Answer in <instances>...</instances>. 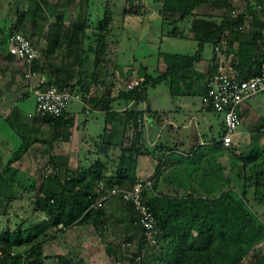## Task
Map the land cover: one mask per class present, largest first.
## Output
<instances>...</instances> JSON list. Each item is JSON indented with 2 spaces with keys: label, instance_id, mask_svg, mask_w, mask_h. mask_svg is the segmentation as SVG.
Listing matches in <instances>:
<instances>
[{
  "label": "trees",
  "instance_id": "obj_1",
  "mask_svg": "<svg viewBox=\"0 0 264 264\" xmlns=\"http://www.w3.org/2000/svg\"><path fill=\"white\" fill-rule=\"evenodd\" d=\"M160 2L162 16L164 18L173 17L171 21L176 22L178 19L189 17L203 0H160ZM122 9L123 15L126 16L140 14L145 7L143 0H124ZM26 12L23 10L19 13L18 22L10 27L9 35L14 32L27 35L22 31ZM178 14L180 17H174ZM230 14V10L228 13L225 11L220 22L210 15H194L191 27L203 34L199 44L203 45L208 41L216 46L228 40L227 50L230 52L232 38L237 35V27L242 22V15L232 18ZM109 19L110 17L106 15V19L100 22L96 38L98 46L94 49L93 70L89 81L80 77L73 82L69 69L56 68L55 73L43 83L38 84V87L56 86L68 89L79 93L83 102H88L96 108L99 102L95 103L98 101L97 98L89 94L92 85L106 84L107 79L114 76L113 72L110 73L108 70L102 72L100 67L104 65L103 42ZM75 23L77 24L74 25L73 35H77L82 26L78 21ZM226 29H229V36L225 34ZM172 33L174 34V31ZM64 43L71 47L73 44H78V40L73 37H66L63 40L56 39L57 46H62ZM258 49L259 42L257 41L239 43L236 52L237 59L232 62V66L241 76L258 72L261 62H264L263 57L255 59ZM83 51L78 57L81 66L86 60ZM202 60L199 51L194 54L165 53L162 70L153 74L146 66H141L138 73L140 83L137 87L128 89L123 86L111 100L106 97L105 101L110 103L114 101L147 102L149 88L159 84H165L174 99L181 96L199 95L203 97L207 90V75L197 68V64ZM21 68L23 73L27 71L26 65L22 64ZM117 68L123 74L129 70L128 66L122 64H117ZM31 69L39 70L37 60L34 61ZM43 72L46 71L43 70ZM109 83L107 96L116 80L111 79ZM29 93V91L20 93L16 100L24 99ZM207 109L211 110V108ZM146 111H151L148 102L144 110L133 108L108 110L106 121L110 120L114 123L113 134L120 135L119 141H113L111 136L105 134L101 135L100 142L95 140L93 154L99 158L88 168L79 171L77 178L74 176L65 178L62 173L55 172L43 174L38 183L29 174L13 166V163L26 152L29 141L25 140L17 149L12 150L10 141L5 137H0V199L5 201L0 209L7 210L8 205L17 199L18 189L27 188L36 193L34 210L46 216L33 226L0 229V264H45L49 256L44 254V243L53 240L57 232H64L81 220L91 221L96 232L102 237L107 235L108 226L104 207L94 209L91 205L101 195L99 182H102L105 188L115 186L130 188L139 181L136 177L137 158L139 155L151 153L138 144V138L143 132V127L140 129L138 124ZM67 113L68 111L59 116L36 114L56 128L63 126L68 129L72 127L74 121L66 117ZM119 115L120 117H117ZM119 122L121 124H117ZM11 125L20 131V125ZM131 128L135 130L132 134L133 140L126 143L125 138L128 137ZM36 141L48 142L42 139L33 140V142ZM211 145L208 152L199 157L202 158L203 163L208 164L202 173L197 165L189 169L190 162L187 166L178 169L168 163L167 155L160 160L156 174L151 177L152 186L145 187L143 192L160 229L156 244L158 250L154 253L152 262L148 261L145 256H141L140 259L136 258L143 252L145 237L141 230L136 229L133 224L136 218L133 212L128 223L129 233L125 239L137 240L138 243L136 250L129 257L128 264H244L245 259L255 247L264 241V218L249 205L247 196L248 188L253 189L256 195L258 188L264 185V169L262 168L264 149L254 147L249 152L236 154L234 147H227L223 144L222 136L220 140L214 139ZM117 149L119 154L116 155L115 150ZM196 153L197 150L194 151V154ZM225 154L236 163H240L243 180L242 192L230 186L222 187L228 182L229 176L222 173L225 166L217 163V159L220 161ZM194 160V158L191 160L192 165ZM249 165L250 172L247 170ZM174 182L177 188L164 187ZM193 182H196L197 186H194ZM199 186L201 193L198 190ZM117 198L130 205L122 198ZM58 226H61L58 231H52ZM106 252L108 255H115L113 248L107 247ZM55 258L62 264L73 263L64 255H56ZM259 261V256H253L246 264H257Z\"/></svg>",
  "mask_w": 264,
  "mask_h": 264
},
{
  "label": "rangeland",
  "instance_id": "obj_2",
  "mask_svg": "<svg viewBox=\"0 0 264 264\" xmlns=\"http://www.w3.org/2000/svg\"><path fill=\"white\" fill-rule=\"evenodd\" d=\"M213 1L210 0V4L202 6V8L199 9V14L216 12L215 15H218L220 10L212 9L214 7ZM143 2L145 9L142 13L124 16L122 13L124 0H0V64L2 63L1 61L6 59L10 27L17 24L19 13L23 10L27 12L24 17V26L22 28L24 30L22 31L28 35H26L27 37L31 38L39 52V58L37 60L39 63V70H37L36 74L32 77H25L24 71L22 72V69L19 67L22 63L17 59L16 61H10L8 64H1L0 90L27 89L28 87L32 90L35 85L39 83L40 79H49L51 74L55 73L54 70L56 68L62 70L69 69L72 73L73 82L80 77L89 81L90 74L93 70L92 66L95 57L94 49L98 46L96 38L99 32L100 22L106 19V15L109 16L110 19L103 42L102 57L104 59V65L100 67L102 72L105 70H108L110 73L113 72L114 76L111 77V79L116 80L113 87L115 89V94L125 86L124 81L130 82L132 78L138 77L139 68L141 66H146L148 71L153 74H157L162 70L164 68L163 55L165 53L194 54L199 51L201 52L203 60L197 64V68L200 72H204L215 47L213 43L208 41L200 45V40L196 38L198 34H191V20L197 12L194 11L189 17L172 22L171 19H173V17H166V20L160 13V0H143ZM224 5L225 3L222 6ZM222 6L220 5L221 8ZM179 15L180 14L174 17L178 18L180 17ZM221 19V16H217L216 18L218 22H220ZM77 21L82 24V26L77 35H73L74 25L77 24L75 23ZM173 31L174 34L172 33ZM178 33L181 34L177 35ZM200 36L203 38L202 32ZM66 37L77 39L78 44H73L71 47L67 43H64L62 46H57L56 39L63 40ZM82 50H84L83 55L86 60L81 66L79 65L80 58L78 57ZM117 64L128 66L129 70L123 74L120 72V69L117 68ZM7 67H11L10 69H13L15 72L11 70L8 71ZM43 70L46 72H43ZM111 79L108 78L106 84H93L89 94L97 96L96 98L99 101L105 102L106 97H109L106 94ZM15 101L16 103L14 106L18 105L19 108L13 109L14 111L10 113L7 122L0 121L2 122V124H0V130L9 138L12 149H17L21 145L20 135L23 133L22 131L25 130L27 133L29 132V124L27 123L26 128L23 124L17 123L23 122V120H18L16 122L17 119H14V117L16 118L20 115L37 116L35 113L36 98L33 90L24 99L19 101L15 99ZM147 102L151 107V111L144 112L143 118L140 120V124H143L142 130L145 124H153V121H155V124H157L158 121L159 124H164L169 120L174 121L176 124H181L183 121L189 123V128L181 129L179 132L182 134L183 138H193L191 142L194 148H196L197 153L192 167L195 168L196 165L199 166V170L202 173L203 169L208 167V164L203 163L202 158L200 159L199 157L201 154L206 153V149L211 147L208 145L206 146V144L203 145L204 143H201L202 139L210 140L212 137L216 140L221 139L223 133L222 129L224 130V127L220 129L218 124L224 125L223 115L217 112L210 114L202 111L204 105L202 97L199 95L181 96L174 99L165 84L150 87L148 90ZM147 102L131 101L125 103L123 101H116L112 103V105L115 110H119V108H122V110L129 108L144 110ZM87 105L86 107L90 112H87V116H80L82 124L84 123V126H81L80 134L81 137L84 138L88 137V135L97 136V134L103 132L106 124H108V126L114 124L110 120L106 121L104 113L99 112V109L92 110L93 108L90 103L87 102ZM118 105L120 106L118 107ZM244 106H247L246 108L249 110L251 116L248 120L246 116L243 118L241 130H243V127H247L251 137L247 138L246 134L244 136L245 139L241 137L238 145H235L233 149L236 154L249 152L254 147H261L264 149V91L246 100ZM79 107H81V102L74 101L70 106V110H79ZM117 117H120V115ZM11 124L20 125L19 127L22 131H19ZM117 124L121 123L119 122ZM203 124H214L213 136L205 135V130L197 135L195 129L199 126L203 127ZM34 125L38 127V134L40 137L49 138L51 136V129H49L48 126L40 124ZM134 131V128L129 129L128 137L129 135L132 136ZM165 132L167 134L168 129H165ZM166 134H163L162 139L166 138ZM119 138V134H114L111 139L113 141H119ZM211 141L212 140H210V142ZM88 143L91 144V141ZM176 144L177 143H167V145L171 146V149L174 148ZM47 148L48 147H45V145H39L35 151L42 155L41 158L36 157L35 154H28L25 156L24 161L18 162L15 165L24 170V172L29 174L32 178L36 179L39 183L43 174L54 173L51 166H46V162L48 161ZM151 151L155 153L153 150H150V152ZM89 152L88 146L82 147L81 158L86 165L85 168H88L89 165L93 164L95 160L99 158V156L97 157V155L95 156L93 153L90 154ZM164 152L167 154L169 164L174 162L176 158L178 159L177 164L185 161L184 154L178 157L175 149L165 150ZM115 154H119L118 149L115 150ZM227 158L226 154L220 161L216 158L217 163L225 166L224 174L229 176L231 180L229 183H224L222 187L226 188L230 186L242 192L243 180L240 163H236V161H233L231 158ZM262 168L264 169V165ZM247 170L248 172L251 171L250 165ZM62 175L64 176L65 174L62 173ZM76 176L79 177L78 175ZM198 183L200 184V181ZM195 184L196 182H193V185ZM254 192L253 189H247V196L249 197L248 203L260 213L262 218H264V185L258 188L256 195ZM35 195V191L28 190L27 188L18 189L17 199L13 201L11 205H8L7 210L4 208L0 209V229H16L18 227L33 226L44 219L46 217L44 213L34 210ZM260 197H263V199H260ZM4 202L5 201L0 199L1 207L4 205ZM104 210L108 213L109 208L105 206ZM112 216L113 214L111 213L107 218L108 232L107 235L103 237L96 232L89 222L83 225L82 228H79L80 235L86 240V245L83 244L82 246L81 241L79 246L85 247L89 254L91 251L94 252V260L83 259L82 261H77V264H128L129 257L134 250H136L138 241L134 240L132 250L124 248L122 242L126 240V233H129L128 223L123 222L124 224H121V221H117L115 217ZM59 228H61V226L56 227L52 231L56 232ZM137 228L138 227H136V229ZM61 233L62 232H57V236L53 240L46 241L43 245L44 254L49 256V258L52 257V254L61 251V245L64 246V244H61L60 240L65 237L67 238V235ZM69 237L70 240L67 244L69 251H72V249L75 251L78 245V238L75 236ZM262 246L264 250V245ZM107 247L113 248L115 255H108L106 252ZM157 250L158 246L154 245L145 249L141 256H145L148 261L152 262L154 253ZM76 252H78V254L76 253L78 257L81 253L77 250ZM85 257H87V255H85Z\"/></svg>",
  "mask_w": 264,
  "mask_h": 264
},
{
  "label": "crops",
  "instance_id": "obj_3",
  "mask_svg": "<svg viewBox=\"0 0 264 264\" xmlns=\"http://www.w3.org/2000/svg\"><path fill=\"white\" fill-rule=\"evenodd\" d=\"M213 2H214V7L212 9H219L220 10V12H218L219 13L218 15H215L216 12L215 13L211 12L210 14H199V9L202 8V6H205L206 4L207 5L210 4V0H203V2L200 5L196 6V8L193 10V12L194 11L197 12L196 15H198V16L210 15L214 19H216L217 16L222 17L225 13L224 11H227V13H228L230 10V12L232 14V11L234 10L236 12L235 13L236 15L232 14V18L236 17L237 15H242V22H240L238 27H237V29H238V30H236L237 35H235L234 38H232V46L230 47L232 50L230 52L227 50L229 48V41L228 40H226V41H224V43L220 44L222 47V49H221L222 54L225 56L224 62H222L219 55L215 52V50H213L212 57H211L210 61L207 63L208 66L206 67L205 71L202 73L208 76V74H211V73L219 70L221 68V66L224 65V63L232 66V62L236 61V59H237V53L236 52L238 50V46H239L240 42H246V41L247 42L248 41L259 42V49L256 53L255 59L258 57H263V59H264V35H263V28H262L263 23H264V0H215ZM224 3H225V5L222 6ZM220 5L222 6V8L220 7ZM190 32H191V34H194V33L198 34V36H196L197 39H199V40L202 39L200 36L201 31H199L195 28H191ZM225 34H227L229 36V29L225 30ZM12 60L16 61V58L14 56L10 55L7 51L6 59L1 61L2 62L1 64H6V63L8 64ZM19 67L21 68V66H19ZM10 68L11 67H7L8 71L11 70L12 72H15L13 69H10ZM22 72H23V69H22ZM27 89L29 92H32V90H30L29 87ZM27 89L26 88H24V89L18 88L15 90H11V89H9V90L5 89L3 91L0 90V121L7 122V120L9 119L10 113L12 111H14L13 109L19 108L18 105L14 106L16 103L15 99H16L17 95H19L20 93L26 92ZM114 91H115V89L112 88L110 91V95L108 97L109 100H111L113 98V96L115 95ZM90 96H93V95L90 94ZM93 97H97V96H93ZM80 102H81V107H79V110L78 109L77 110H70V109L68 110L66 117H70L74 121V124L72 125V127L68 128V129H66L63 126L56 128L52 124L46 122L44 118H42L41 116H38V115L36 117H32L30 115H28L29 117L28 116H22V115H20L19 117L17 116L16 118L14 117V119H17L16 122L18 120L19 121L23 120V122L21 121V122H17V123L23 124L24 127L27 125V123L29 124V132L27 133L24 130L23 133H21V135H20V138H21L20 141L22 143L25 140L29 141V146H28L26 152L22 155V157L13 163V166H15L16 168H18L21 171H24L20 167L16 166L15 164L18 162L20 163V162L24 161L25 156L28 154H35L36 157L41 158L42 155L39 154L38 152H36L35 150L37 149V147L39 145H45V147H48L47 148L48 149V152H47L48 153L47 154L48 161L46 162V166L47 167L51 166L52 171L54 173L60 172V173L65 174L64 175L65 178H68V176H75V178H77L76 175L79 176V171H81L86 166L84 164L83 159L81 158L82 147L88 146V151H90L89 153L92 154L94 151V148H95L94 142H95V140L100 142L101 141V135L105 134L106 136L107 135L111 136V138L114 136L113 124H110L109 126H108V124H106V126L104 128L105 132L103 130V132L100 134H97V136L88 135V137H85V138L81 137L80 129H81V126L82 127L84 126L83 125L84 123L82 124L80 116L81 115L87 116V113L85 112V110L87 109L86 106H88V105H87V102H85V101L84 102L80 101ZM97 102H99V103H98L96 108H94L93 105H91V107L93 108L92 110L99 109L100 110L99 112L104 113L105 118H106V112L108 110H114L115 109V108H113L112 103H114L116 101L110 103L107 101L102 102V101L98 100L95 103H97ZM120 105H118V107ZM246 107L247 106H244V103H243V105H241L240 109H239L242 120H243V118H245V116H246L247 120L251 116L249 110ZM120 109L122 110V108H119V110ZM202 111H204L206 113H210V114L214 113L212 110L205 109V108H202ZM24 120H26V121H24ZM0 124H2V122H0ZM34 124H40L43 126L44 125L48 126L49 129H51V134H50L51 136L49 138H43L42 136L40 137L38 134L39 133L38 127L35 126ZM189 125H190L189 123H185L184 121L181 122V124H176L172 120H169L164 124H159V121L157 122V124H155V121H153V124H145L143 132H142L141 136L138 138V144H141L143 146V149L149 150V151L153 150L155 153H153L151 151V153L142 154V155L138 156L137 165H136V177L139 180L151 178L152 176H154L156 174L157 167L160 166V160L163 159L167 155V154H165L164 151L169 150V149L170 150L175 149L177 151L176 154H178L177 155L178 157H181L182 154H184L183 156H185V161H182L181 163L177 164L178 159L176 158V160L174 162H171L170 165L173 164L174 167L181 169V167H183L185 165L187 166L188 162H190L189 169L192 168L193 165L191 163V160L193 158H195V155H196V154H194V151L196 150V148H194V146L191 142L193 138L192 139L190 137L183 138L182 134L179 132V130H181V129L189 128ZM218 125L220 126V129L223 128V124H218ZM26 128H27V126H26ZM213 128H214V124H203V127L199 126L195 129V131L198 135L201 131L205 130V132H206V133H204L205 135L213 136V132H214ZM165 129H168L167 134L165 132ZM222 131H223V129H222ZM163 134H166V138H164V139H162ZM236 134L237 135H235V137H234V147H235V145H238L241 137H243L245 139V137H244L245 134H246L247 138L251 137V134H249L247 127H243V130H241V126H240L239 130ZM0 137L7 138L1 130H0ZM7 139L9 140V138H7ZM36 139L47 140L48 142H46V143L41 142V141L33 142V140H36ZM170 139H171V142H170ZM132 140H133V136H130V135H129V137L125 138L126 143L131 142ZM210 140H212L211 142H213L214 138L212 137ZM210 140L209 139L208 140L202 139L201 143H204L203 145L206 144V146L207 145L212 146L210 144L211 143ZM90 141H91V144L88 143ZM167 143H172V144L177 143V144L174 145L175 147L171 149V146L167 145ZM92 144H93V146H92ZM11 149H12V147H11ZM208 149H206V150L208 151ZM12 150H14V149H12ZM207 151H206V153H207ZM93 155L96 156V154H93ZM229 158H227V159H229ZM224 171H225V169H223L222 173H224ZM229 182H231L230 178L228 179V183ZM175 184H176V182H174L173 184L170 183L164 187L168 188V189H172V188L175 189V188H177V185H175ZM194 186H197V185L195 184ZM200 189L201 188L199 186L198 190L201 193ZM180 193L183 194L182 192H180ZM105 206H107L109 208L108 213L104 210L106 218H108L109 215L112 213L117 221L122 222L121 224H124L125 222H127V223L130 222V217H132V215H133V210H132L130 205L123 203L117 197H113L106 202L104 207ZM111 209H112V211H111ZM88 222L91 223V221H84V220L78 221L76 224H74L73 226L67 228L64 232H62L61 234L67 235V238L65 237V238H62L60 240L61 244H64V246L61 245L60 246L61 251L59 253L57 252L56 254L67 256L73 262L72 264H77L78 263L77 261H82L83 259L93 261L94 260V257H93L94 252L91 251L89 254V252L86 251L87 249L85 247L79 246L81 241H82V246H83V244L86 245L85 244L86 240L83 238V236L80 235V233H79L80 229L79 228H82V226L85 224H88ZM91 225H92V223H91ZM76 231H77V233H76ZM107 232H108V230H107ZM78 233L80 236L78 235ZM126 235H128V233H126ZM69 236H75L78 238V245H77V249H75V251L73 249H72V251H69V248L67 245L69 243V240H70ZM263 242H261L259 245H257L255 247V249L251 252L249 257H247L245 259L244 264L249 263L250 258L253 256H259L260 257V261L257 264H264V250H263V246H262V245H264ZM76 250L81 253L78 255L79 258L76 256V253L78 254V252H76ZM54 254L51 255L52 257L45 260V264H62L55 258L56 254H55V256H54ZM85 255H87V257H85Z\"/></svg>",
  "mask_w": 264,
  "mask_h": 264
},
{
  "label": "built area",
  "instance_id": "obj_4",
  "mask_svg": "<svg viewBox=\"0 0 264 264\" xmlns=\"http://www.w3.org/2000/svg\"><path fill=\"white\" fill-rule=\"evenodd\" d=\"M235 13L233 10L232 14ZM262 28L264 35V23ZM221 49L220 44L214 48L222 62H224L225 56L222 54ZM8 53L20 63L26 65L25 77H32L36 74L31 66L35 60H38L39 52L29 37L20 32L11 33L8 37ZM43 82L44 79H40L38 84ZM124 83L126 88L134 89L140 81L136 76L130 82L124 81ZM38 84L32 89L36 98L35 112L37 114L59 116L66 113L74 101H82L79 93L56 86L40 88ZM206 86V93L202 97L203 107L206 109L211 108L214 112L223 115L222 142L227 147H234V137L242 123V117L239 113L240 106L246 100L264 91V62H261L258 72L246 76H241L233 66L224 63L219 70L208 74ZM86 112H89V110L86 109ZM142 126L143 124H140L139 121L138 127L142 128ZM152 184V178L140 179L130 188L117 186L105 188L103 183L99 182L98 187L101 195L91 205L94 209L102 208L113 197H120L123 201L129 203L136 217L133 224L141 230L145 237L143 251L156 245L160 234L157 219L143 193L144 188L151 187ZM133 244L134 240L122 242V246L128 250L133 249ZM140 257L141 255L136 258L140 259Z\"/></svg>",
  "mask_w": 264,
  "mask_h": 264
}]
</instances>
